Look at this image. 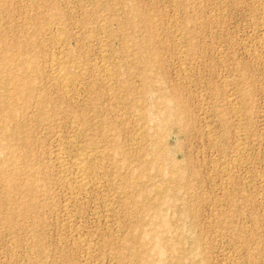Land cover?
Returning <instances> with one entry per match:
<instances>
[{
    "label": "rangeland",
    "instance_id": "rangeland-1",
    "mask_svg": "<svg viewBox=\"0 0 264 264\" xmlns=\"http://www.w3.org/2000/svg\"><path fill=\"white\" fill-rule=\"evenodd\" d=\"M52 33L77 62L69 98ZM0 38V68L17 44L36 65L0 100V264H264V0H0Z\"/></svg>",
    "mask_w": 264,
    "mask_h": 264
},
{
    "label": "bare ground",
    "instance_id": "bare-ground-1",
    "mask_svg": "<svg viewBox=\"0 0 264 264\" xmlns=\"http://www.w3.org/2000/svg\"><path fill=\"white\" fill-rule=\"evenodd\" d=\"M28 1H30V0H28ZM67 1H69V0H67ZM70 3V2H69ZM66 4V3H65ZM68 4V3H67ZM27 11V10H26ZM71 11V10H70ZM66 12V11H65ZM40 13V12H39ZM42 13V12H41ZM44 13V12H43ZM71 13V12H70ZM38 15V14H37ZM36 15V16H37ZM52 15V14H51ZM86 15V14H85ZM40 16V15H39ZM71 16V15H70ZM85 17V16H84ZM26 18V17H25ZM48 18H49V16H48ZM52 18L54 19V17L52 16ZM40 19V18H39ZM50 19V18H49ZM48 19V20H49ZM25 20V19H24ZM32 20V19H31ZM58 20V19H57ZM27 21V20H26ZM52 21V20H51ZM28 22V21H27ZM43 22L45 23L46 21H44L43 20ZM129 23V22H128ZM49 24V23H48ZM22 25H24V24H22ZM53 25V24H52ZM51 25V26H52ZM56 25V26H55ZM55 28H56V30L57 31H62V30H60V27L55 23ZM27 26V25H26ZM31 26H33V25H31ZM104 26V25H103ZM120 26V25H119ZM53 27V26H52ZM51 27V28H52ZM129 27V26H128ZM45 28V27H44ZM50 28V29H51ZM62 29V28H61ZM52 30H53V28H52ZM107 30H109V29H107ZM48 31V30H47ZM106 31V30H105ZM110 31V30H109ZM111 32V31H110ZM31 33V32H30ZM45 33V32H44ZM62 33V32H61ZM103 33V32H102ZM107 33V32H106ZM53 34V33H52ZM58 34V33H57ZM73 34V33H72ZM79 34V33H78ZM28 35V34H27ZM56 35V34H55ZM54 34H53V41H51V43L53 42V44L54 45H56L57 46V48L59 49V51L58 52H53V54L52 55H50L49 56V58L47 59V60H45L46 61V65H44V67L46 66V70H47V77L48 78H50L51 79V81H52V83L57 87V90L58 89H60L61 90V92H63V94L64 95H68V98L69 97H71L72 96V94H71V88L73 87V85H75V83H76V80H77V78H76V72L78 71H76V67H77V62L75 61V60H73L72 58H68L67 57V52L65 51L64 52V46H63V44H64V37H62V36H55ZM71 35V34H70ZM69 35V36H70ZM35 36V35H34ZM52 36V35H51ZM50 36V37H51ZM31 37V36H30ZM81 37V36H80ZM1 39V38H0ZM49 39V38H48ZM81 39V38H80ZM51 40V39H50ZM78 40V39H77ZM1 41H4V40H1ZM6 42V41H5ZM22 43H23V41H22ZM48 43V42H47ZM8 44V43H7ZM25 44V43H24ZM31 44V43H30ZM99 44V43H98ZM2 45V44H1ZM10 45V44H9ZM22 45V44H21ZM13 46V45H12ZM7 46V47H5L6 49L4 50V48H2V50H4L3 51V54L1 55V63L3 64L2 66H4L7 70H10V69H15L16 68V66L18 67V68H16V69H20L19 71H21V72H19L18 70V72H12V71H15V70H12L11 72L12 73H10V71L8 72V76H7V79H6V84H8L7 83V81L8 82H10V85L12 84V86H11V89H9L8 88V92L6 93H3V90H2V92H0V100H2V99H4L5 97H7L9 100H10V98L12 99V100H18V99H21L20 97H18V94H19V92L21 91L22 92V90H24L23 92L25 93V91L28 93V91H30L29 89H31L32 87L31 86H33L32 84H30L31 83V81L29 82V80L28 79H25V76L27 75V72H29L31 69L33 70V68L36 66H34L33 68H31L30 66H29V58H28V56L29 55H23L22 53L23 52H19V50H21V48H20V45L19 44H17L16 46ZM52 46V45H51ZM102 46V45H101ZM105 45H103V47H104ZM259 46V45H258ZM16 47V48H15ZM20 48V49H19ZM26 48H27V46H26ZM29 48V47H28ZM53 49H54V46L52 47ZM56 48V49H57ZM101 48V47H100ZM130 48V47H129ZM16 49H18V51L16 50ZM22 50H23V48H22ZM21 50V51H22ZM25 50V49H24ZM30 50V49H29ZM15 51H17V52H15ZM103 51V50H102ZM260 51L261 52H264V42L261 44V46H260ZM19 52V53H18ZM32 52H34V51H32ZM127 52V51H126ZM28 53H30V52H28ZM36 53V52H35ZM34 53V54H35ZM100 53H102L101 51H100ZM254 53H255V50H254ZM253 53V54H254ZM257 53V52H256ZM258 53H259V51H258ZM33 54V53H32ZM259 56H260V53L258 54ZM33 56V55H32ZM102 56V55H101ZM38 57V56H37ZM72 57V56H71ZM32 58V57H31ZM102 58V57H101ZM35 59V58H34ZM39 59V58H38ZM104 59V58H103ZM105 59H107V57L105 58ZM36 60H37V58H36ZM36 60H34V61H36ZM31 61L33 62V60L31 59ZM102 61V60H101ZM104 61V60H103ZM106 61V60H105ZM29 62V63H28ZM31 62V63H32ZM107 62V61H106ZM108 62H109V60H108ZM37 63V62H36ZM45 63V62H44ZM34 64H35V62H34ZM109 65H110V63H109ZM32 66V65H31ZM111 66V65H110ZM38 67V66H37ZM43 67V70L45 69ZM101 67H102V71H103V74H102V78H104L105 80H110V77H112L113 76V73H116V72H112V69L109 67V66H107V65H105L104 63H102L101 64ZM3 68V67H2ZM2 68H0V69H2ZM5 68H3L4 70H5ZM99 68V67H98ZM113 68V67H112ZM2 69V70H3ZM39 69H37L36 68V71H38ZM99 71V70H98ZM102 71H101V73H102ZM114 71V70H113ZM1 72V71H0ZM4 72V71H3ZM7 72V71H6ZM33 72V71H32ZM31 72V73H32ZM39 72V71H38ZM37 72V73H38ZM45 72V71H44ZM80 72V71H79ZM2 73V72H1ZM30 73V74H31ZM147 73V72H146ZM33 74H35V73H33ZM32 74V75H33ZM42 74V73H41ZM3 75V74H2ZM31 75V76H32ZM39 75V74H38ZM80 75V74H79ZM78 75V76H79ZM4 76V75H3ZM6 76V75H5ZM30 76V75H29ZM30 76V77H31ZM34 76V75H33ZM41 76H43V75H41ZM147 76H148V73H147ZM37 77V76H36ZM44 77V76H43ZM3 78V77H2ZM35 78V77H34ZM79 79V78H78ZM100 79V78H99ZM112 79V78H111ZM32 81H34V80H36V79H31ZM46 80H47V78H46ZM101 80V79H100ZM111 81V80H110ZM115 82V81H114ZM1 84H2V79H1V82H0ZM5 83V82H4ZM33 83V82H32ZM34 83H35V81H34ZM33 83V84H34ZM37 84V83H36ZM9 85V86H10ZM38 85V84H37ZM77 85V84H76ZM75 85V86H76ZM3 86H4V84H3ZM2 86V88H4ZM6 86V85H5ZM31 87V88H30ZM37 87V86H36ZM110 87V86H109ZM35 88V87H34ZM40 88H41V86H40ZM39 88V89H40ZM1 89V88H0ZM5 89V88H4ZM38 89V90H39ZM111 89H113L112 87H111ZM28 90V91H27ZM34 90V89H33ZM37 90V91H38ZM72 91H73V89H72ZM108 91H109V89H108ZM31 92V91H30ZM29 92V93H30ZM34 92H35V90H34ZM24 93H22L23 95V98H25L26 99V97H24ZM73 93V92H72ZM31 94V93H30ZM35 94V93H34ZM40 94H41V91H40ZM39 94V95H40ZM62 94V95H63ZM74 94V93H73ZM20 95H21V93H20ZM63 95V96H64ZM28 96H29V94H28ZM31 96V95H30ZM41 96V95H40ZM73 96H75V94L73 95ZM35 97V96H34ZM14 98V99H13ZM74 98V97H73ZM41 99H43V98H41ZM40 99V101H42ZM7 100V99H6ZM9 100H7V101H9ZM12 100H10V102H8V103H11V101ZM37 100V99H36ZM35 100V101H36ZM39 100V99H38ZM23 101H25V100H23ZM27 102H28V99L26 100ZM25 101V102H26ZM3 103L5 102V101H2ZM16 102V101H15ZM14 102V103H15ZM24 102V103H25ZM37 102V101H36ZM16 103H19V102H16ZM23 103V104H24ZM39 103V102H38ZM36 104V103H35ZM41 104V103H40ZM45 104V103H44ZM6 105H7V102H6ZM30 105V104H29ZM28 105V106H29ZM37 105H39V104H37ZM138 105V104H137ZM4 106H5V104H4ZM19 106V105H18ZM21 106V105H20ZM2 107V106H1ZM5 107H7V106H5ZM35 107V106H34ZM36 108V107H35ZM38 108V107H37ZM3 109V108H2ZM14 109H15V106H14V104L13 105H8V107H7V110L8 111H10V112H12V111H14ZM21 109V108H20ZM24 109V108H23ZM39 109H40V107H39ZM236 109V108H235ZM6 110V109H5ZM4 110V111H5ZM25 110V109H24ZM24 110H20V111H24ZM1 111V110H0ZM18 111V110H17ZM38 111V110H37ZM41 111V110H40ZM2 112V111H1ZM19 112V111H18ZM26 112V111H25ZM3 113V112H2ZM1 113V114H2ZM8 113V112H7ZM0 114V115H1ZM13 114V113H12ZM25 114V113H24ZM23 113L22 114H20V115H24ZM18 115V114H17ZM15 118H16V115H13ZM19 116V115H18ZM4 117H7V116H5V114H4ZM11 117V116H10ZM139 117V116H138ZM3 118V117H2ZM1 118V120H3ZM138 119V118H137ZM140 119V118H139ZM138 119V120H139ZM0 120V121H1ZM6 120H7V118H6ZM16 120H18V119H16ZM16 120L15 121H11L12 123H14V126H16L17 124H18V122H17V124H16ZM20 120V119H19ZM8 121H9V119H8ZM4 122V121H3ZM24 122H25V120H24ZM11 123V124H12ZM136 123V122H135ZM3 124V123H2ZM7 124V122L5 123V125ZM4 125V126H5ZM8 125H10V124H8ZM136 125V124H135ZM1 126H3V125H1ZM0 126V127H1ZM11 126V125H10ZM6 127V126H5ZM2 128V127H1ZM8 128H9V126H8ZM11 129V128H10ZM2 130H4V127L2 128ZM1 129H0V131H2ZM3 132V131H2ZM4 132H6V129H5V131ZM7 132H9V131H7ZM145 132V131H144ZM1 134H3V133H1ZM10 134V133H9ZM139 142V141H138ZM6 144V143H5ZM61 145V144H60ZM10 147V146H9ZM64 148V147H63ZM6 149V148H5ZM157 149V148H156ZM239 150V149H238ZM242 151V150H241ZM60 152V151H59ZM64 152V151H63ZM239 152V151H238ZM57 154V153H56ZM55 154V155H56ZM239 154V153H238ZM62 154H60V155H58V156H56V159H54V160H56V165L55 164H53L54 165V167L56 166L57 168H58V171L60 172L59 173V175H57V176H59V179L57 178V180H58V182H65L67 179H66V177L65 176H63L62 174L67 170V162H66V160L63 158V156H61ZM240 155V154H239ZM242 155H243V152H242ZM78 156H79V154H78ZM236 156V155H235ZM81 157V156H80ZM242 157V156H241ZM72 158V157H71ZM71 158H69V159H71ZM74 158V157H73ZM235 158V157H234ZM237 158V157H236ZM243 158V157H242ZM23 159V158H22ZM53 160V161H54ZM236 160V159H235ZM240 160V159H239ZM14 161V160H13ZM52 161V162H53ZM4 163H5V161H3ZM55 162V161H54ZM236 162H238V161H236ZM235 162V163H236ZM71 163V162H70ZM72 165L74 166V175L73 176H71L72 177V180H71V178H70V181H73V182H75V186H76V188H81V189H79V190H83L82 188H87V186L88 185H90V183L91 182H93L95 179L94 178H92V176H91V174H90V170L88 171V164L87 163H82L81 162V160H79V157H76V158H74V160L72 161ZM9 166H10V164H9ZM70 166V165H69ZM231 166V165H230ZM237 166V165H236ZM14 167V166H13ZM20 167H21V165H20ZM71 167V166H70ZM69 167V168H70ZM22 168V167H21ZM20 168V169H21ZM23 168H25V167H23ZM1 169V168H0ZM227 169V168H226ZM71 170H73V169H71ZM232 170V169H231ZM5 171V170H4ZM1 172V171H0ZM70 172H72V171H70ZM94 172V171H93ZM228 172V171H227ZM24 173V172H23ZM67 173V172H66ZM20 174V173H19ZM97 174V173H96ZM1 175V174H0ZM66 175V174H65ZM72 175V174H71ZM28 176V175H27ZM70 176V175H69ZM30 177V176H29ZM131 177V176H130ZM33 178V177H32ZM24 179V178H23ZM22 179V180H23ZM93 179V180H92ZM166 180V179H165ZM72 182V183H73ZM70 183V182H69ZM60 184V183H59ZM66 184H67V182H66ZM71 184V183H70ZM74 184V183H73ZM72 184V185H73ZM75 186H73V187H75ZM30 187V186H29ZM33 189V188H32ZM68 189V188H67ZM72 189V188H71ZM158 189H160L159 187H158ZM26 190V189H25ZM161 190V189H160ZM29 192V191H28ZM75 192V191H74ZM32 193V192H31ZM30 193V194H31ZM77 194V193H76ZM128 198V197H127ZM155 204V203H154ZM153 209V208H152ZM139 210V209H138ZM143 233V232H142ZM140 234H141V232L139 233V231L137 232H134L133 233V235H132V237H133V240H137L138 238H139V236H140ZM147 236L148 237H150L151 239H154V244H155V247H156V249L158 250V252H162L163 251V246H162V243H160V241H161V236L160 235H158V234H156V233H147ZM88 241V240H87ZM85 245V244H84ZM142 246V245H141ZM153 246V245H152ZM87 248H89V244H87ZM89 250V249H88ZM142 251V250H141ZM91 252V251H90ZM129 252V251H128ZM157 252V251H156ZM138 255V253H137V251L135 252V251H133L132 252V254H131V256L132 257H136ZM142 255H144V254H142ZM137 259V258H136ZM177 261H178V259H176ZM150 262V261H149ZM162 262V261H161ZM172 262V261H171ZM176 262V261H175ZM175 262H173V264H177V262L175 263ZM154 262H152V264H153ZM155 264V263H154ZM161 264V263H160Z\"/></svg>",
    "mask_w": 264,
    "mask_h": 264
}]
</instances>
